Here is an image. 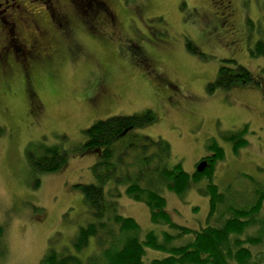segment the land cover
<instances>
[{
    "label": "rangeland",
    "instance_id": "obj_1",
    "mask_svg": "<svg viewBox=\"0 0 264 264\" xmlns=\"http://www.w3.org/2000/svg\"><path fill=\"white\" fill-rule=\"evenodd\" d=\"M104 2L108 14L95 12L91 30L76 16L73 39L81 51L55 38L61 57L0 68V264H41L50 250L75 254L78 232L91 224L76 187L96 183L93 167L101 152L82 146L85 132L99 120L154 112L152 125L132 133L168 142L171 165H182L190 175L201 160H212V179L202 177L183 197L163 192L171 220L189 230L204 227L211 210L209 196L199 190L207 192L211 183L220 192L231 189L241 197L235 206L243 208L255 182L264 181V58L250 53L264 40V0ZM228 2L230 24L223 21ZM188 40L195 53L188 51ZM226 59L249 70L260 87L236 84L211 92L208 87ZM244 127L249 129L241 137L244 147L226 142ZM213 143L224 154L216 162ZM56 146L67 154L65 165L57 173L34 171L28 151ZM117 209L138 222L141 238L172 232L155 226L147 206L125 193ZM259 216L264 221V208ZM259 231L249 229L245 237ZM91 245L81 259L93 254L95 240ZM250 249L254 262L264 264V233L263 243ZM162 257L148 249L145 262Z\"/></svg>",
    "mask_w": 264,
    "mask_h": 264
},
{
    "label": "trees",
    "instance_id": "obj_2",
    "mask_svg": "<svg viewBox=\"0 0 264 264\" xmlns=\"http://www.w3.org/2000/svg\"><path fill=\"white\" fill-rule=\"evenodd\" d=\"M186 45L193 53L195 47L190 40ZM250 53L255 58H264V40H259ZM217 76L216 82L208 87L211 92L229 90L236 84L247 86L253 83L260 87L249 70L233 60L223 61ZM155 121L154 112L145 111L99 120L87 129L83 150L101 151L100 159L93 167L96 183L76 188L83 192L91 224L82 227L73 242L76 255L70 254L69 250H64V253L50 250L41 264H147L148 249L164 254V257L148 264H258L254 262L255 256L250 248L263 243L264 221L259 219V215L264 208V181L255 182L253 196L243 208L235 206L240 195L231 193V189L220 192L219 186L211 183L207 192L199 190L210 200L211 210L206 225L199 231L177 225L171 220L163 192L167 189L183 197L202 177L212 179L214 166L210 164L204 173L190 175L182 165H171L173 154L168 142L132 133ZM242 130L230 132L232 134L225 139L226 142L235 143L236 149L244 147L246 141L241 137L249 129L244 127ZM212 147H216L217 153L213 161L223 159L224 154L218 145L213 143ZM27 157L32 169L42 174L57 173L67 161V154L58 146L41 149L38 153L28 151ZM123 193L130 200L147 206L155 226H165L172 232L161 235L153 231L141 238L138 222L121 216L117 209V199ZM252 228L260 231L255 232V236L245 237ZM3 233V228H0V237ZM185 237L191 238L190 242L175 245L177 240ZM92 239L95 240V251L83 260L78 255L90 249ZM263 260L261 258L260 261Z\"/></svg>",
    "mask_w": 264,
    "mask_h": 264
},
{
    "label": "flooded vegetation",
    "instance_id": "obj_3",
    "mask_svg": "<svg viewBox=\"0 0 264 264\" xmlns=\"http://www.w3.org/2000/svg\"><path fill=\"white\" fill-rule=\"evenodd\" d=\"M230 5L228 2L223 13L227 24L233 18ZM106 7L104 0H0V68L11 62L40 64L61 57L55 38L73 43L74 52L81 51L73 39L76 16L83 17L79 19L82 28L91 30L94 13L107 15ZM205 159L199 163L209 164Z\"/></svg>",
    "mask_w": 264,
    "mask_h": 264
},
{
    "label": "water",
    "instance_id": "obj_4",
    "mask_svg": "<svg viewBox=\"0 0 264 264\" xmlns=\"http://www.w3.org/2000/svg\"><path fill=\"white\" fill-rule=\"evenodd\" d=\"M199 164L200 165L197 168V173H203L208 168V164L206 162H201Z\"/></svg>",
    "mask_w": 264,
    "mask_h": 264
}]
</instances>
